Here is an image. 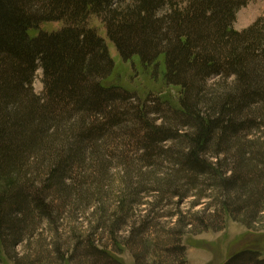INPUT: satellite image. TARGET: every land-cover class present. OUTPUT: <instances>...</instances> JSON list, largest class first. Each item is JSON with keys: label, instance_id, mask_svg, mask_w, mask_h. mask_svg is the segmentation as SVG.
I'll return each instance as SVG.
<instances>
[{"label": "trees", "instance_id": "obj_1", "mask_svg": "<svg viewBox=\"0 0 264 264\" xmlns=\"http://www.w3.org/2000/svg\"><path fill=\"white\" fill-rule=\"evenodd\" d=\"M247 2L0 0L2 254L16 264H123L102 239L119 243L142 193L157 204L213 195L203 229L264 210V17L236 29ZM92 14L123 59L164 56L178 105L104 83L114 60ZM52 21L65 25L30 34ZM185 218L154 244L169 264H187ZM223 264H264V253L242 248Z\"/></svg>", "mask_w": 264, "mask_h": 264}, {"label": "rangeland", "instance_id": "obj_2", "mask_svg": "<svg viewBox=\"0 0 264 264\" xmlns=\"http://www.w3.org/2000/svg\"><path fill=\"white\" fill-rule=\"evenodd\" d=\"M259 17H264V0H248L247 4L238 11L234 27L238 30L245 29ZM87 23L105 38L110 55L114 60V68L110 76L104 80L105 84L123 86L137 92L142 98H147L151 93L153 96L159 95L171 104L178 105L180 88L166 82L164 56L150 65H145L139 56L125 60L107 36V28L101 17L92 14ZM64 25L63 21L44 22L38 28L31 29L30 34L38 35L41 31L59 30ZM42 78V69H38L33 83L38 94L44 90ZM118 161L115 162L118 163ZM120 168L121 166H117L113 171ZM158 198L152 193L149 195L142 193L139 196L140 201L135 204L133 214L125 224L121 225L119 243H115L107 234H104L106 237L102 239V243L123 264H169L173 259L168 254L156 250L157 246L154 244L159 240H164L166 228L178 226L182 216L186 217L188 223L185 233L181 236L182 244L186 247L187 264H223L231 254L248 247L257 248L264 253V210L254 219H249L245 214L235 219L232 215L225 213L222 220L214 227L203 229L198 225V216L211 214L216 210V199L213 195L206 196L199 201L196 196H190L184 200L175 198L170 204L166 201L157 204ZM86 216H89V213ZM155 217L158 218L151 222ZM145 222H151L149 229L136 235L132 242V230L142 228ZM91 223L87 219L85 224L91 227ZM24 250V245L18 247L21 253ZM0 264L16 263L0 252Z\"/></svg>", "mask_w": 264, "mask_h": 264}]
</instances>
